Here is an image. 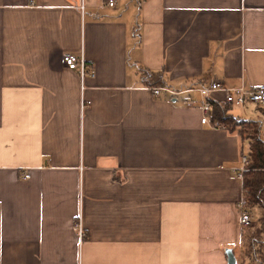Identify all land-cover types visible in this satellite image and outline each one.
Instances as JSON below:
<instances>
[{"label":"crops","instance_id":"crops-1","mask_svg":"<svg viewBox=\"0 0 264 264\" xmlns=\"http://www.w3.org/2000/svg\"><path fill=\"white\" fill-rule=\"evenodd\" d=\"M107 1L0 0V264L250 261L248 139L152 87L264 83V0ZM227 108L264 138V105Z\"/></svg>","mask_w":264,"mask_h":264},{"label":"trees","instance_id":"trees-1","mask_svg":"<svg viewBox=\"0 0 264 264\" xmlns=\"http://www.w3.org/2000/svg\"><path fill=\"white\" fill-rule=\"evenodd\" d=\"M150 73L147 76L157 80L156 74ZM210 118L224 124L229 131L239 134L241 139H248V149L245 154L249 161L247 168L241 174L244 204L250 210L254 207H264V138L260 134L258 120L239 118L230 113L226 106L217 104L214 100ZM259 227V233H249L244 240L245 252L252 258L248 264H262L264 241L260 233L264 232V221H261Z\"/></svg>","mask_w":264,"mask_h":264},{"label":"built area","instance_id":"built-area-1","mask_svg":"<svg viewBox=\"0 0 264 264\" xmlns=\"http://www.w3.org/2000/svg\"><path fill=\"white\" fill-rule=\"evenodd\" d=\"M109 5L115 3L114 0H108ZM84 5H81L83 8ZM62 62L69 68H75L80 66L81 70L84 66V58L82 55H78L71 51H64L61 54ZM155 94L159 93L161 90L167 91L173 95L187 93L188 95L184 98V102L187 105H197L201 110L200 121L202 123L209 124L210 126H225L219 123L218 120H211L210 110L212 108L211 95L213 92L221 91L223 93L221 105L223 106H234L243 105L248 102L255 103L257 105H264V83L257 84L251 88H247L242 82L236 86H226L219 80H213L209 83L190 85L180 88H173L171 86L162 84L152 87ZM195 93L198 98L190 93ZM214 102H216L214 100ZM248 157L245 153L240 155V165L236 169L238 170V175L241 177L242 171L247 168ZM236 207L239 213V224L242 228H248L252 224L251 213L249 209L244 204L243 196L237 201ZM79 232H82L81 223H78Z\"/></svg>","mask_w":264,"mask_h":264},{"label":"water","instance_id":"water-1","mask_svg":"<svg viewBox=\"0 0 264 264\" xmlns=\"http://www.w3.org/2000/svg\"><path fill=\"white\" fill-rule=\"evenodd\" d=\"M226 255H227V264H236V257L232 251L231 248L225 249Z\"/></svg>","mask_w":264,"mask_h":264},{"label":"rangeland","instance_id":"rangeland-1","mask_svg":"<svg viewBox=\"0 0 264 264\" xmlns=\"http://www.w3.org/2000/svg\"><path fill=\"white\" fill-rule=\"evenodd\" d=\"M232 112H234V111H232ZM254 215H255V213H254ZM258 228H259V230H260V227L258 226ZM258 228H257V232H259V230H258ZM256 232V231H255ZM250 232H248L247 234H249ZM258 246V245H257ZM243 247H244V245H243ZM243 250H245V248L243 249ZM246 259H248L246 256H245V260H244V264H247L249 261H247Z\"/></svg>","mask_w":264,"mask_h":264}]
</instances>
